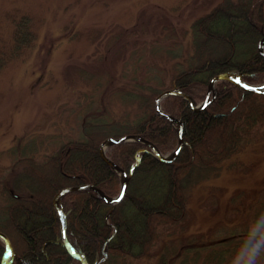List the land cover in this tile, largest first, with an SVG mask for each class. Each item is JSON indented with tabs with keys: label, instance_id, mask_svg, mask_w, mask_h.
Listing matches in <instances>:
<instances>
[{
	"label": "trees",
	"instance_id": "trees-1",
	"mask_svg": "<svg viewBox=\"0 0 264 264\" xmlns=\"http://www.w3.org/2000/svg\"><path fill=\"white\" fill-rule=\"evenodd\" d=\"M32 20L26 14L13 17L11 42L0 43V74L35 45L38 35ZM189 32L191 50L177 53L168 82L157 79L150 69L143 71L140 64L128 76L130 82L115 89V76L94 79V89L82 95L79 139L63 135L30 142L25 136L17 139L14 152L31 165L39 189L20 195L12 188L13 176L8 183L0 180V221L6 219L0 230L17 255L11 264H82L62 242L63 225L54 199L69 186L85 184L111 198L120 194L123 178L100 154L107 139L138 135L163 154L174 151L178 128L158 114L160 93L178 88L202 103L209 82L232 71L250 84L264 83V56L259 50L264 0H222L196 18ZM215 87L217 96L204 110H194L181 96L161 101L163 111L183 123L184 146L174 161L161 162L140 141L108 147L107 156L132 174L117 205L91 189L61 198L68 241L89 264H264V188L254 200L244 191L230 196L232 214L242 216L240 229L225 228L221 239H214V232L183 237L194 187L220 176L223 164L237 155L257 152L258 146L264 152V95L225 80ZM107 96L120 103L119 116L106 104ZM42 145L53 151L37 158ZM243 166L238 161L228 170ZM4 253L0 240V264Z\"/></svg>",
	"mask_w": 264,
	"mask_h": 264
},
{
	"label": "rangeland",
	"instance_id": "rangeland-1",
	"mask_svg": "<svg viewBox=\"0 0 264 264\" xmlns=\"http://www.w3.org/2000/svg\"><path fill=\"white\" fill-rule=\"evenodd\" d=\"M221 1L0 0L2 45L11 42L13 17L23 14L33 19L38 35L35 45L0 74V180L8 183L13 176L12 188L20 195L37 191L31 165L14 152L17 139H79L82 95L94 89V79L115 76V89L130 82L128 76L140 64L168 82L177 53L191 50L190 24ZM106 104L115 116L123 112L114 98L107 96ZM41 148L37 158L53 151ZM255 149L194 187L183 237L214 232V239H221L225 228H241L242 216L232 214L229 198L244 191L254 200L264 188V152ZM238 161L244 168L228 170Z\"/></svg>",
	"mask_w": 264,
	"mask_h": 264
},
{
	"label": "water",
	"instance_id": "water-1",
	"mask_svg": "<svg viewBox=\"0 0 264 264\" xmlns=\"http://www.w3.org/2000/svg\"><path fill=\"white\" fill-rule=\"evenodd\" d=\"M260 52L261 54L264 56V38L262 39L261 43H260ZM220 80H227V81H230L232 82L233 84H235L236 86H238L239 88L243 89V90H246V91H249V92H252V93H257V94H264V85H252V84H249L247 82H245L243 79H242V75L237 73L236 71H233V72H230V73H226V74H221V75H218L216 77H214L210 83H209V87H208V92H207V96H206V100L202 103V104H196L192 97L190 95H188L187 93L181 91L180 89H173V90H168V91H165L163 93H161L158 98H157V112L160 114V115H163V116H166L171 122L175 123V124H178L179 126V144H178V147L176 148V150L170 154V155H163L160 150L151 142L143 139L142 137L140 136H124V137H121L119 139H109L107 141H105L101 147H100V153H101V156L102 158L108 163L110 164L111 166H113L115 169L119 170V168L117 167V165L115 163H113L106 155L105 151H106V148L109 146V145H112V144H119V143H124V142H130V141H136V140H140V141H143L145 142L153 151L154 155L162 162H172L174 161L179 153L181 152L182 148H183V145H184V138H183V124L180 120H176L174 117L170 116V115H167L163 112L162 108H161V104H160V101L165 98L166 96H170V95H176V96H182L184 98H186L190 104H191V107L195 110H204L206 109L207 105L210 103V98L211 96L213 95V99L215 98L216 96V89L214 87L215 83L220 81ZM125 175V182L123 184V187H122V191H121V194L116 198V199H110V198H107L103 192L99 189H97L96 187H94L93 185H81V186H70V187H67L66 189L62 190L56 197H55V207L59 213V215L61 216V219H62V223H63V235H62V241L64 243V245L68 248V250L77 258L81 259V261L84 263V264H88L87 260L76 254L69 242H68V237H67V222H66V216L64 215L62 209L59 207V200L61 199V197L68 193V192H72V191H78V190H84V189H93L95 190L102 198H104L107 202L109 203H112V204H117L118 202H120L126 192H127V189H128V183H129V179L130 177H128L126 174ZM0 239H2L5 244H6V252H5V255H4V258H3V264H10V262L14 259L15 257V252L12 248V245L8 239V237L2 233L0 231ZM11 255V259L9 260V256Z\"/></svg>",
	"mask_w": 264,
	"mask_h": 264
},
{
	"label": "bare ground",
	"instance_id": "bare-ground-1",
	"mask_svg": "<svg viewBox=\"0 0 264 264\" xmlns=\"http://www.w3.org/2000/svg\"><path fill=\"white\" fill-rule=\"evenodd\" d=\"M126 195V194H125ZM125 197V196H124Z\"/></svg>",
	"mask_w": 264,
	"mask_h": 264
}]
</instances>
